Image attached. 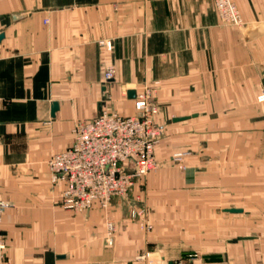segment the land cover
I'll use <instances>...</instances> for the list:
<instances>
[{"label": "crops", "instance_id": "0c3cea01", "mask_svg": "<svg viewBox=\"0 0 264 264\" xmlns=\"http://www.w3.org/2000/svg\"><path fill=\"white\" fill-rule=\"evenodd\" d=\"M236 1L238 27L213 0H0L1 224L12 264H145L150 247L169 264L260 263L244 241L254 238L247 206L264 203V0ZM157 82L167 132L148 184L173 197H151L152 215L133 216V197L65 209L50 156L72 144L79 120L135 114L129 90ZM182 150L185 172L168 164ZM215 237L227 238L212 250ZM194 243L201 256L179 261Z\"/></svg>", "mask_w": 264, "mask_h": 264}, {"label": "built area", "instance_id": "2783aa9c", "mask_svg": "<svg viewBox=\"0 0 264 264\" xmlns=\"http://www.w3.org/2000/svg\"><path fill=\"white\" fill-rule=\"evenodd\" d=\"M213 1L226 24L243 25L236 0ZM114 75V64L106 65L104 82L108 83ZM135 90V114L124 116L103 110L92 119L79 120L73 129L72 144L50 156L48 166L52 181L64 185L61 203L65 209L84 213L96 202L106 209L115 197L130 198L136 181L144 179L157 167L156 147L166 133V124L157 120L160 109L153 88L146 84ZM260 99H264V95ZM184 154L176 152L173 159L181 161ZM9 205L0 199V264H12L1 224V215ZM131 214L144 213L133 207ZM114 230V222H108L109 234ZM140 258L145 264H169L158 259L150 248Z\"/></svg>", "mask_w": 264, "mask_h": 264}, {"label": "rangeland", "instance_id": "374dc122", "mask_svg": "<svg viewBox=\"0 0 264 264\" xmlns=\"http://www.w3.org/2000/svg\"><path fill=\"white\" fill-rule=\"evenodd\" d=\"M228 25L237 26V27L239 26V25H232V24H228ZM157 84H158V82L156 84L149 85L153 88V93H154V96L156 98V101H157V95L155 93V89L157 87ZM166 132H167V125H166ZM165 135H166V133H165ZM165 135L161 139V141L165 138ZM161 141L158 143V145L161 143ZM179 152H185L183 159L181 161H176L173 159V154H172V156L168 158V164L171 167L176 166L179 168V170H181L182 172H185L188 170L187 158L190 156L191 151L190 150H182ZM156 157H157V155H156ZM157 162H158V165L154 170L149 172L144 179H139L136 181V183L142 182V184H144V185H142L141 190H139V192H135L133 190V188L135 186L134 185L131 192H130V198L133 197L136 200V202L139 203L138 205L135 206V208L137 210H140L144 214L152 215L153 212L155 211V205L152 204L151 197H157V196L169 197V198L173 197V190L172 189H167V190L153 189L148 184L149 179H151L150 178L151 175L156 174L158 172V169L160 168V163H159L158 159H157ZM247 208H249L251 210V212L253 214H255L254 220H250V218H253V217H251L248 214H246V216H245L246 217V224H247V230L246 231L250 232L251 234L254 235V238H252L251 240L244 241L246 244H253L254 245L251 248V250H249V251L247 250V253H248L247 254V260L253 261L254 259L258 258V260H260L259 264H264V203L255 204L252 206H247ZM150 219H151V217H150ZM151 221H152V219H151ZM151 224H152V222H151ZM229 237H232V234ZM226 238L227 237H222V238L221 237H218V238L215 237L214 238L215 241L213 243V246H211L212 250H216L218 248H221V247H219L220 244L217 243L216 241H218V242L219 241L221 242V240L225 241ZM189 239L193 240L194 242H196V240H197V238L191 237V236H189ZM195 245H197V244L194 243L193 246L191 245V249H192L191 252H189V254L187 256L180 258L179 261H188L189 259L193 260V259L199 258L201 256V251H199L198 249H195V248H197V247H194ZM224 246H225V248H227L226 243H224ZM150 250L155 253V256L158 259L164 260L163 257H161L160 252L156 248L150 247ZM224 256L225 257L227 256L226 253H224ZM225 259L228 260L227 257Z\"/></svg>", "mask_w": 264, "mask_h": 264}, {"label": "water", "instance_id": "95a60500", "mask_svg": "<svg viewBox=\"0 0 264 264\" xmlns=\"http://www.w3.org/2000/svg\"><path fill=\"white\" fill-rule=\"evenodd\" d=\"M3 36H4V34H0V39L1 38H3ZM129 95L130 96H134V97H136V90H129ZM57 109V103H54V106H53V111H55ZM228 211H230V212H241V211H243L241 208H235V207H233V208H228L227 209ZM170 264H172V263H170Z\"/></svg>", "mask_w": 264, "mask_h": 264}]
</instances>
